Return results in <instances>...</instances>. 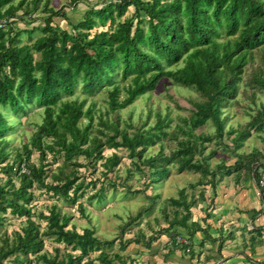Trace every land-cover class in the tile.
Returning a JSON list of instances; mask_svg holds the SVG:
<instances>
[{"label":"trees","instance_id":"1","mask_svg":"<svg viewBox=\"0 0 264 264\" xmlns=\"http://www.w3.org/2000/svg\"><path fill=\"white\" fill-rule=\"evenodd\" d=\"M81 1L68 0L66 5L72 10ZM39 3V13L45 15L40 18L41 25L12 32L14 28L9 27V19L17 16L16 11L31 15ZM100 4L87 7L71 22L64 10L49 6V0H0V21H3L0 26V229L7 214L23 218L24 223L9 235L0 231V264H30L31 261L126 264V259L129 264H137L128 256L118 252L109 254L106 250L116 239L118 251L131 242L148 248L156 236L143 240L122 238V234L127 226L148 213L151 206L129 216L120 225L117 238L110 240L98 238L93 227L84 226L80 232L73 226L67 228L69 215L62 213L55 203L47 207L46 213L32 210L34 192L38 191L76 204L82 214L84 208L77 199L87 188L93 189L97 181L102 183L107 179L106 174L120 159L116 152L104 155V147L124 148L136 170L144 166L151 184L163 180L172 163L178 172L198 173L199 178L189 183V188L214 186L218 172L234 173L238 178L245 169L250 171L256 156L262 157L260 151L253 150L243 156L236 154L228 166L221 161L210 168L208 159L213 151L203 154V150L205 143L212 139L222 143L227 119L223 108L237 90L250 52L259 47L264 55V0H100ZM128 7L131 13L125 16ZM56 17L64 19L67 28L54 23ZM34 30L39 31L38 36L21 44L19 35L27 33L30 41ZM247 76L249 84L264 94L262 72L255 69ZM161 79L196 93V98L190 99L188 114L179 116L170 131L165 130L170 120L164 116L157 115L150 129L131 135L117 129V118L107 121L98 116L101 126L98 132L103 139L91 133L95 109L93 101L83 108L86 96L104 89V114L116 112L137 96L153 90ZM77 87L83 94L81 99L75 95ZM33 107L41 108L40 121L21 143V150L15 147L11 152L7 148V134L14 125L8 122L6 113L18 119L27 116ZM81 119L86 122L82 123ZM206 122L211 124L213 132L196 133ZM247 127L257 133L264 132L263 107L251 116ZM248 133L244 129L226 132L234 135L232 151ZM163 138L174 143L168 153L162 150ZM155 143L159 144L157 152L144 155ZM31 148L38 151L37 164L29 159ZM46 154L53 160L59 157L62 164L51 169ZM78 156L87 162H75ZM97 162L100 167L97 178H87L78 171V167L86 164L94 168ZM256 163L264 170L263 162ZM67 165L71 169L65 172L62 166ZM253 178L257 185L255 172ZM109 183L114 187L113 181ZM259 189L262 192L264 187ZM103 197L101 184L86 195L88 201H100ZM198 197L202 198V192ZM194 203L193 199H186L185 187L179 188L176 197L166 199L170 216L164 206L161 208L166 227L156 232H167L177 226L191 237L195 231H203L198 222L190 219ZM34 216L44 218L45 224L41 226ZM203 233L206 235L205 230ZM45 240L62 245L60 256L57 247L53 253L44 250ZM179 246L186 250V245ZM246 262L264 264V259L246 258Z\"/></svg>","mask_w":264,"mask_h":264},{"label":"rangeland","instance_id":"2","mask_svg":"<svg viewBox=\"0 0 264 264\" xmlns=\"http://www.w3.org/2000/svg\"><path fill=\"white\" fill-rule=\"evenodd\" d=\"M67 3L68 0H49V6L64 10L71 22L79 18L87 7L91 5L99 7L101 5L100 0H83L77 3L75 8L71 10L66 5ZM40 8L41 4L39 3L38 9L31 15L21 14L20 10L16 11L17 16L9 19V27L12 29L14 28L12 32L16 29L24 30L25 28L30 29L35 25H41L40 18L45 15L39 13ZM130 13L131 8L128 7L124 15L128 16ZM54 23L67 28L66 22L60 17H56ZM105 28L106 26L102 27V29ZM26 34L21 33L19 35L21 44L31 42L38 36L39 31L34 30L30 33V41H28ZM179 64H181V62ZM255 69H259L264 75V55H261V48L259 47L250 52V57L244 66L242 78L238 83L237 90L223 108L224 115L227 116V119L223 127L224 134L222 136V143L218 144L217 141L213 139L205 143L203 154H208L210 151H213L211 157L208 159L210 168H214L215 165L221 161H223L224 164H231L236 154L243 156L253 150H261V152H264V132L257 133L250 127H247V122L251 119V116L256 114L261 107L264 108V94L246 80L248 73ZM75 95H77L79 99L83 97V94L79 93V87L76 88ZM121 95L122 92H120V96ZM105 98V91L101 89L92 96H86L83 107L85 108L93 101L95 115L92 116L93 128L91 129V133L101 139H103V136L98 132L99 127L101 128V126L98 125V116H100L102 120L107 121L117 118V129L126 132L128 135L138 130L150 129L157 115L161 117L164 116L166 119L170 120V125L165 130L170 131V128L177 122L179 116H186L188 114L190 99L196 98V93H194L191 88L176 85L167 79H161L153 90L137 96L131 104L123 109L107 114H104L106 107ZM6 117L8 122H13L12 125H14L13 129L7 134V138L9 139L7 148L10 149L11 152L15 147L21 150V143L27 140L29 134L35 129V123L38 124L40 121L41 108L33 107L27 113V116L18 117V119L10 112L6 113ZM80 121L82 123L86 122L85 119H81ZM233 129L240 131L243 129L249 130L248 136L245 137L240 146L235 148L234 151H232L231 145V138L234 135L226 134L228 130ZM200 131L211 134L213 132V127L209 122H206L205 126H201L196 130V133ZM116 139L119 140V136H117ZM161 143L163 144L162 150L165 153H168L170 149L174 147V143L170 141L169 138H163ZM158 149L159 144L155 143L145 150L144 155H153ZM102 152L106 156L110 155L112 152H116L120 159L113 167L112 171L106 174L107 179L103 180L102 183L97 181L93 189L87 188L84 194L77 199V202H81L84 208L82 214L79 212L76 204L71 205L60 199L56 200L54 197H49L47 194L39 193L38 191L34 192L35 199L32 201L33 212L37 213L42 211L46 213L47 207L55 203L59 206L62 213L69 215L67 228L73 226L77 232H80L81 228L84 226L93 227L95 235L98 238L110 240L112 238H117L120 225L122 226L125 224L129 216H133L140 208L143 209L151 206V210L148 213H144L145 215H142L141 218L135 220L124 229L122 238H142L143 240H147L150 236H156L155 239L151 241L149 251L146 253L158 252L164 249L162 247L163 243L158 238H166V240L169 241L170 230L161 233H157L156 230L166 227V223L160 212L163 206L165 207V212L170 216L171 208L169 205H166V199L169 196L176 197L178 189L185 187L186 199H193L196 202L199 190L206 191L209 190V187L206 186L202 188L195 186L194 188H189L188 184L194 183L199 178L198 173L192 171L178 172L174 163L168 165L169 171L163 180L151 184L148 183V177L144 166L140 165V169L136 170L132 163V159L127 155V151L124 148L117 147L111 149L104 147ZM8 159H10V157ZM29 159L35 164L38 163V151L34 148H31ZM262 159L263 157L256 156V162L262 161ZM46 160H50L52 164L50 166L51 169L58 168L62 164L59 157L53 160L50 154H46ZM74 161L80 162L81 164L87 162L81 156H78ZM256 162L251 165L250 171L245 169V171L238 176V179L235 178V174H232V177L241 181L245 177H253V172H255L257 177L260 164ZM62 169L67 172L71 167L69 165L65 167L62 166ZM99 170L100 167L98 166V162L95 164L94 168L88 164H86L85 167H78L80 174L85 175L87 178H89V176L97 178L99 176ZM108 181H113L114 187L111 186ZM100 184L103 185V199L100 201L90 199L88 201L86 195L93 193ZM191 194L193 195L190 198ZM32 218L40 223L41 226L45 224L44 218H39L40 220L36 219L35 216ZM23 224V218L7 214L0 231H4L9 235L13 230H17L19 226ZM178 238L180 239V237ZM116 240L110 249L106 251H108L109 254L118 252L119 254H123V257L125 255L137 261L136 254L139 250L138 246H141V244L131 242L126 245L124 250L118 251ZM239 241H242V238L239 239ZM168 244L169 243H166L167 247L170 246ZM55 247L59 248L58 255L60 256L63 251L62 245L49 240L44 241V250H47L49 253H53V248ZM193 247L195 246L191 244L188 247L189 251ZM141 250L144 252L143 247ZM94 255L95 253L92 254V256ZM30 264H39V262L36 263L31 261ZM126 264H129L128 259H126Z\"/></svg>","mask_w":264,"mask_h":264},{"label":"crops","instance_id":"3","mask_svg":"<svg viewBox=\"0 0 264 264\" xmlns=\"http://www.w3.org/2000/svg\"><path fill=\"white\" fill-rule=\"evenodd\" d=\"M264 142V141H263ZM261 152V150H259ZM262 161L264 163V152ZM225 165H230L225 164ZM218 172L215 184L202 191V198L190 208L191 220L206 231L197 230L191 237L174 226L169 241L159 237L164 249L149 252L138 246L137 264H248L264 258V189L261 192L253 177L238 181ZM198 194V196H199ZM192 209V210H191ZM177 234V235H176ZM174 235V236H172ZM180 237V239L178 238ZM242 238V241L239 239ZM166 243H169L166 246ZM194 245L190 251L188 247ZM179 245H186L185 248ZM142 247L144 252H142ZM184 249V250H183ZM188 249V250H187ZM141 251V252H140ZM135 258V259H136Z\"/></svg>","mask_w":264,"mask_h":264},{"label":"built area","instance_id":"4","mask_svg":"<svg viewBox=\"0 0 264 264\" xmlns=\"http://www.w3.org/2000/svg\"><path fill=\"white\" fill-rule=\"evenodd\" d=\"M3 23V21H0V26ZM258 175H257V185L260 187H264V170L259 167V170L257 171Z\"/></svg>","mask_w":264,"mask_h":264}]
</instances>
